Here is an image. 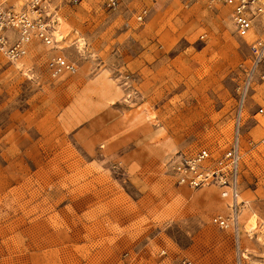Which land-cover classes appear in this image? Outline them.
I'll return each instance as SVG.
<instances>
[{
  "label": "rangeland",
  "instance_id": "374dc122",
  "mask_svg": "<svg viewBox=\"0 0 264 264\" xmlns=\"http://www.w3.org/2000/svg\"><path fill=\"white\" fill-rule=\"evenodd\" d=\"M41 7L63 39L0 51V264H264V83L240 119L238 238L211 223L216 188L179 184L173 164L229 147L264 13L241 38L231 7L206 0ZM58 56L73 71L53 75Z\"/></svg>",
  "mask_w": 264,
  "mask_h": 264
},
{
  "label": "built area",
  "instance_id": "2783aa9c",
  "mask_svg": "<svg viewBox=\"0 0 264 264\" xmlns=\"http://www.w3.org/2000/svg\"><path fill=\"white\" fill-rule=\"evenodd\" d=\"M151 1V0H150ZM191 1V0H188ZM210 3H222L231 7V20L234 32L244 38L253 30L255 19L264 13V0H206ZM121 0H105V7L115 10ZM42 0H29L18 8L12 0H0V51L10 61H17L26 52V46L32 38L45 44L51 43L53 20L42 14ZM146 10L143 9L137 19L141 20ZM48 69L53 75L62 71H73L72 64L58 56L48 63ZM242 77L237 85L236 126L240 123L239 110L245 103L248 94L255 83H264V38L255 40L249 47L248 63L242 69ZM258 115H264V108L257 109ZM235 135L229 147L220 155L214 157L206 148H201L190 155L180 157V165L176 174L178 182L189 188H201L211 184L220 189V198L230 199L232 205L230 215L223 217L215 215L211 223L219 230L236 228L237 189L239 185L241 146L239 134ZM257 146L264 147V138Z\"/></svg>",
  "mask_w": 264,
  "mask_h": 264
},
{
  "label": "bare ground",
  "instance_id": "6f19581e",
  "mask_svg": "<svg viewBox=\"0 0 264 264\" xmlns=\"http://www.w3.org/2000/svg\"><path fill=\"white\" fill-rule=\"evenodd\" d=\"M25 1H27V0H25ZM217 4V3H216ZM222 4V3H221ZM223 5V4H222ZM228 7H230V6H228ZM53 29H54V31H53ZM67 32V26H66V24H64L62 21H60V23H59V25L58 26H56L55 28H52V31H51V36H52V39H53V41H55V42H57V41H60V40H62L63 39V35L65 34ZM55 47V46H54ZM26 49H27V46H26ZM244 113H245V103L242 105V107H241V109L239 110V116H243L244 115ZM255 116H262V115H258L257 114V110H256V112H255ZM241 126H242V122H240L239 123V125H238V127L236 126V129L238 128V130H237V132H238V134H240V129H241ZM240 140H241V136H240ZM242 141V140H241ZM241 145V144H240ZM175 166H174V168H175V171H178V168H179V165H180V161H175L174 163H173ZM179 172V171H178ZM178 176H179V174L177 175V178H178ZM210 187H214V188H216V190L218 191V193L220 194V189L217 187V186H215V185H213V184H211V185H209ZM204 187V186H203ZM193 189H195V188H193ZM237 194H239L238 193V189H237ZM209 191H207L206 193H204V198H203V200L204 201H206V202H208L209 201ZM211 202L209 201V204H210ZM219 203V205H221V208L223 209V208H225L226 209V211L225 212H223V213H218V215H220V216H223V217H226V216H228V215H230V211H231V208L229 207V206H231L232 205V202H231V200L230 199H225V200H221L220 202H218ZM240 203L241 202H239L238 201V195H237V199H236V204H238V205H240ZM239 207H238V209L236 210L237 211V225H236V228H228V230H224V231H229V232H231L232 234H234V235H236V237L238 238L239 237ZM244 218V214H241V216H240V219L242 220ZM234 239H235V236H234ZM239 240V239H238Z\"/></svg>",
  "mask_w": 264,
  "mask_h": 264
}]
</instances>
